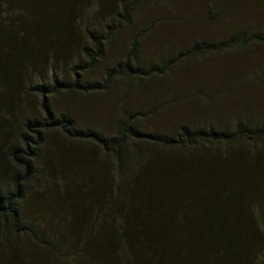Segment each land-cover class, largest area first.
<instances>
[{"label": "trees", "instance_id": "16d2710c", "mask_svg": "<svg viewBox=\"0 0 264 264\" xmlns=\"http://www.w3.org/2000/svg\"><path fill=\"white\" fill-rule=\"evenodd\" d=\"M147 1L0 0V264H264V124L150 131L148 112L124 108L107 135L65 104L264 43L236 33L144 65L136 35L92 79ZM92 4L106 13L100 29L84 21ZM48 62L70 68L42 78ZM42 176L52 187L33 193Z\"/></svg>", "mask_w": 264, "mask_h": 264}, {"label": "rangeland", "instance_id": "374dc122", "mask_svg": "<svg viewBox=\"0 0 264 264\" xmlns=\"http://www.w3.org/2000/svg\"><path fill=\"white\" fill-rule=\"evenodd\" d=\"M105 1L116 4V0ZM84 21L89 28L100 29L107 21L106 13L92 4ZM236 33L264 34V0L141 2L134 12L133 23L121 28L92 79L102 80V70L121 59L136 35L142 38L140 62L147 65L165 60L170 53L190 49L194 43L218 42ZM69 68L70 62L54 67L48 62L43 65L41 76L49 79L50 72L62 75ZM78 99L65 104L73 107L79 124H92L107 135L113 133L124 108L148 112L142 125L150 131L173 132L186 121L193 127L211 124L231 127L238 118L248 119L254 125L264 124V43H250L247 47L237 46L183 61L163 78L139 81L124 77L109 92L93 96L90 107ZM96 155L101 160L100 153ZM50 187L51 182L39 177L33 184V193H46ZM261 231L264 236V223ZM257 252L264 256V247ZM81 264L90 263L81 261Z\"/></svg>", "mask_w": 264, "mask_h": 264}]
</instances>
